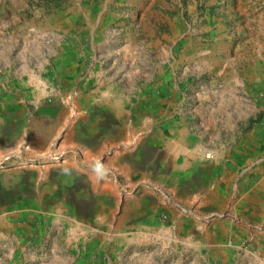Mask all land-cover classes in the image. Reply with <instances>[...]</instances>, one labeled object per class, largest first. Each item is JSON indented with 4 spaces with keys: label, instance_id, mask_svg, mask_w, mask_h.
<instances>
[{
    "label": "rangeland",
    "instance_id": "1",
    "mask_svg": "<svg viewBox=\"0 0 264 264\" xmlns=\"http://www.w3.org/2000/svg\"><path fill=\"white\" fill-rule=\"evenodd\" d=\"M0 264H264V0H0Z\"/></svg>",
    "mask_w": 264,
    "mask_h": 264
},
{
    "label": "crops",
    "instance_id": "2",
    "mask_svg": "<svg viewBox=\"0 0 264 264\" xmlns=\"http://www.w3.org/2000/svg\"><path fill=\"white\" fill-rule=\"evenodd\" d=\"M208 151H211L212 152V154H213V157L211 158V159H208V158H206L205 157V153L203 154V163L204 164H209V165H211V172H209V173H207V174H211V173H213L214 172V169H213V161L212 160H214L215 159V153L212 151V150H208ZM238 151H237V148H235L233 151H228V156H229V158L231 159V161L230 162H228L226 165H225V167L227 168V167H234L235 165H238L240 162H242L241 161V159L242 158H244L245 156H246V148L244 147L243 148V150L239 153V155H238ZM232 157H234V159H232ZM236 157V158H235ZM212 161V162H211ZM205 174V173H204ZM213 188V186L212 187H210V188H208L207 190H205V192H204V194L202 195V197H204V198H208V197H206L205 195H206V193L207 192H209L211 189ZM223 191H224V189H222L221 191H220V195H219V197L218 198H220V197H222L223 196ZM218 198H215V199H218ZM211 199H214V198H211ZM212 221V222H211ZM210 222V225L208 226V227H206L205 228V231H207V232H209V233H212V234H216V233H220V235L222 234V232H223V230H224V227H222L221 225H219V222H218V219H214V220H211ZM220 235H219V237H220ZM221 250L223 249V251H225V249H227V248H220Z\"/></svg>",
    "mask_w": 264,
    "mask_h": 264
},
{
    "label": "water",
    "instance_id": "3",
    "mask_svg": "<svg viewBox=\"0 0 264 264\" xmlns=\"http://www.w3.org/2000/svg\"><path fill=\"white\" fill-rule=\"evenodd\" d=\"M74 147H77V149H78V155L81 157V159H82V162L81 163H86V162H88V163H90V162H92L91 160H89V159H86L87 157H86V153H84L83 151H82V146L80 145V144H75L74 145ZM78 159V156H76L75 155V157H73V160H77ZM64 159L63 158H60V161H63ZM93 160V159H92ZM65 161H67V160H65Z\"/></svg>",
    "mask_w": 264,
    "mask_h": 264
},
{
    "label": "built area",
    "instance_id": "4",
    "mask_svg": "<svg viewBox=\"0 0 264 264\" xmlns=\"http://www.w3.org/2000/svg\"><path fill=\"white\" fill-rule=\"evenodd\" d=\"M205 157L208 158V159H211L213 157V154L211 151H206L205 152Z\"/></svg>",
    "mask_w": 264,
    "mask_h": 264
},
{
    "label": "bare ground",
    "instance_id": "5",
    "mask_svg": "<svg viewBox=\"0 0 264 264\" xmlns=\"http://www.w3.org/2000/svg\"><path fill=\"white\" fill-rule=\"evenodd\" d=\"M87 158L86 159H88V156H86Z\"/></svg>",
    "mask_w": 264,
    "mask_h": 264
}]
</instances>
